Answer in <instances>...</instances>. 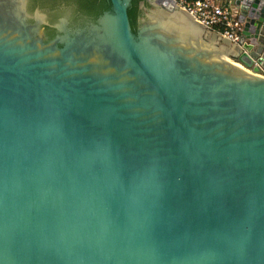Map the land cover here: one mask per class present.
I'll use <instances>...</instances> for the list:
<instances>
[{"label": "water", "instance_id": "obj_1", "mask_svg": "<svg viewBox=\"0 0 264 264\" xmlns=\"http://www.w3.org/2000/svg\"><path fill=\"white\" fill-rule=\"evenodd\" d=\"M28 1L0 0V264H264V0L221 49L174 0L74 34Z\"/></svg>", "mask_w": 264, "mask_h": 264}, {"label": "built area", "instance_id": "obj_2", "mask_svg": "<svg viewBox=\"0 0 264 264\" xmlns=\"http://www.w3.org/2000/svg\"><path fill=\"white\" fill-rule=\"evenodd\" d=\"M176 5L192 16L198 23L221 37L238 44L243 25L238 19L237 9L225 0H174Z\"/></svg>", "mask_w": 264, "mask_h": 264}, {"label": "trees", "instance_id": "obj_3", "mask_svg": "<svg viewBox=\"0 0 264 264\" xmlns=\"http://www.w3.org/2000/svg\"><path fill=\"white\" fill-rule=\"evenodd\" d=\"M141 1L142 0H132L131 6L128 9L130 25L134 32L137 31L139 20L145 13L140 7ZM64 4H74L79 11L93 15L94 17L100 16L103 12L111 8L109 0H31L30 9L34 10L36 7H46L53 10Z\"/></svg>", "mask_w": 264, "mask_h": 264}, {"label": "flooded vegetation", "instance_id": "obj_4", "mask_svg": "<svg viewBox=\"0 0 264 264\" xmlns=\"http://www.w3.org/2000/svg\"><path fill=\"white\" fill-rule=\"evenodd\" d=\"M28 5H29V10L31 13L34 12L36 9L48 10V11L50 10L46 7L45 8L36 7L34 10H31L30 9L31 0L28 1ZM50 12H51V15L54 17L63 16L64 14H68L67 30H70L71 34H74L79 30H83L84 28L87 29L88 27H90V24L95 23L97 18L99 17V16L94 17L93 15L79 11L77 9L76 5H74V4L60 5L57 8L50 10ZM66 12H68V13H66ZM31 21H33V20H31ZM42 30L45 33L43 36V39L45 41H49V40L54 39L58 34L57 29L54 26H52L51 24H46V25L42 26Z\"/></svg>", "mask_w": 264, "mask_h": 264}, {"label": "rangeland", "instance_id": "obj_5", "mask_svg": "<svg viewBox=\"0 0 264 264\" xmlns=\"http://www.w3.org/2000/svg\"><path fill=\"white\" fill-rule=\"evenodd\" d=\"M216 33V32H215ZM219 36H221L220 34H219ZM223 38V37H222ZM222 38H219V39H217L216 41H215V46H216V48H228V45H227V43L224 41V38L222 39ZM262 76H264V73H262L261 74Z\"/></svg>", "mask_w": 264, "mask_h": 264}, {"label": "bare ground", "instance_id": "obj_6", "mask_svg": "<svg viewBox=\"0 0 264 264\" xmlns=\"http://www.w3.org/2000/svg\"><path fill=\"white\" fill-rule=\"evenodd\" d=\"M226 40V39H225ZM228 41V40H227ZM230 42V41H229ZM231 43V42H230ZM232 44V43H231ZM229 50H231L232 51V47L229 49ZM241 67V66H240ZM251 73V72H250Z\"/></svg>", "mask_w": 264, "mask_h": 264}, {"label": "crops", "instance_id": "obj_7", "mask_svg": "<svg viewBox=\"0 0 264 264\" xmlns=\"http://www.w3.org/2000/svg\"><path fill=\"white\" fill-rule=\"evenodd\" d=\"M225 2V0H223Z\"/></svg>", "mask_w": 264, "mask_h": 264}]
</instances>
